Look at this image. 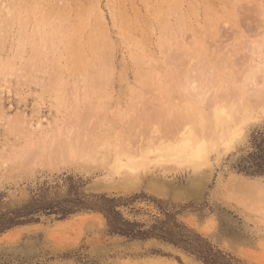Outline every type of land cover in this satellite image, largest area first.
<instances>
[{
    "label": "rangeland",
    "instance_id": "374dc122",
    "mask_svg": "<svg viewBox=\"0 0 264 264\" xmlns=\"http://www.w3.org/2000/svg\"><path fill=\"white\" fill-rule=\"evenodd\" d=\"M216 103L264 105V0H0V209L65 196L72 179L85 195L134 199L130 221L174 213L238 264H264V179L233 170L264 112L198 170L116 169ZM0 264L202 263L82 212L0 236Z\"/></svg>",
    "mask_w": 264,
    "mask_h": 264
},
{
    "label": "trees",
    "instance_id": "16d2710c",
    "mask_svg": "<svg viewBox=\"0 0 264 264\" xmlns=\"http://www.w3.org/2000/svg\"><path fill=\"white\" fill-rule=\"evenodd\" d=\"M233 170L246 177H264V129L253 133L247 153L238 159ZM68 181L65 196L58 192L52 195L48 189H43L21 208L0 209V236L18 227L39 224L42 217L55 216L57 220L63 221L82 212H92L104 217L110 235L129 240H161L194 256L202 264H238L231 255L179 223L177 214L162 210L164 218L147 227L126 219L121 212V208L129 206L134 199L85 195L79 182L72 179Z\"/></svg>",
    "mask_w": 264,
    "mask_h": 264
},
{
    "label": "bare ground",
    "instance_id": "6f19581e",
    "mask_svg": "<svg viewBox=\"0 0 264 264\" xmlns=\"http://www.w3.org/2000/svg\"><path fill=\"white\" fill-rule=\"evenodd\" d=\"M240 107L216 103L210 114L199 110L185 116L159 146L147 149L138 156L118 155L115 160L117 171L127 170L135 175L139 171H148L153 164L191 165L197 170L202 168L207 164L210 153L220 147L230 148L241 136L243 127L253 121L259 112H264V105L255 109L242 103ZM67 149L68 158L74 159V148L68 146ZM65 156L61 161L67 159Z\"/></svg>",
    "mask_w": 264,
    "mask_h": 264
},
{
    "label": "snow or ice",
    "instance_id": "6c2138e0",
    "mask_svg": "<svg viewBox=\"0 0 264 264\" xmlns=\"http://www.w3.org/2000/svg\"><path fill=\"white\" fill-rule=\"evenodd\" d=\"M262 127H264V126H262ZM242 161H240V162H238V163H241ZM226 163H227V161H226ZM262 179H264V177H262Z\"/></svg>",
    "mask_w": 264,
    "mask_h": 264
}]
</instances>
